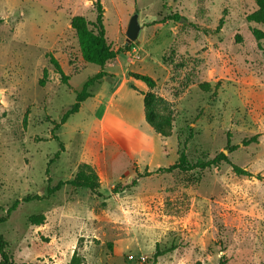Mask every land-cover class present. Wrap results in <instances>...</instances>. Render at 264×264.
<instances>
[{
	"label": "rangeland",
	"instance_id": "obj_1",
	"mask_svg": "<svg viewBox=\"0 0 264 264\" xmlns=\"http://www.w3.org/2000/svg\"><path fill=\"white\" fill-rule=\"evenodd\" d=\"M98 4L108 42L123 50L104 67L84 61L71 27L76 15L94 22ZM255 9L253 0H0V233L16 261L69 264L77 252L83 264H264V38L252 31L264 24L247 21ZM135 13L142 28L126 44ZM100 71L107 76L55 131L64 150L50 162L60 149L54 124ZM134 73L156 81L175 115L170 137L146 121L149 88ZM224 150L251 175L229 163L155 172L182 151L195 163ZM83 164L98 173L97 191L65 185L47 196ZM36 195L45 198L25 201ZM41 213L45 223L32 224Z\"/></svg>",
	"mask_w": 264,
	"mask_h": 264
},
{
	"label": "trees",
	"instance_id": "obj_2",
	"mask_svg": "<svg viewBox=\"0 0 264 264\" xmlns=\"http://www.w3.org/2000/svg\"><path fill=\"white\" fill-rule=\"evenodd\" d=\"M256 4V9L247 15V21L255 22L259 24H264V0H253ZM223 20H221V24ZM220 24V25H221ZM71 27L75 30L78 42L81 50L82 57L87 63H93L100 67L106 66L108 62L115 59L119 53L123 50L114 49L112 45L108 42L106 36V28L103 18V9L101 4H98V15L94 22L89 21L85 16L76 15L71 19ZM253 35L261 40L264 38V31L259 28H253ZM132 45L125 47V49L131 48ZM51 63L54 65L55 71L60 75L61 80L64 84H67L70 77L64 72L58 60L51 55ZM107 76L106 72L100 71L95 76L89 78L84 84L80 91L77 92L76 101L69 108L61 120L54 124L53 135L60 142V149L55 153L54 157L50 162H54L60 158L61 153L64 150V144L60 140L59 136L55 134V131L60 129L68 119L78 113L82 107L83 102H85L89 97L92 96L90 92V87L99 82L103 77ZM132 76L136 80H140L147 85L149 91L144 94V111L146 121L152 128L163 137H170L173 132V122L175 120V115L172 112L165 110L164 99L161 98L156 92V81L154 78L148 74L143 73H134ZM47 77V71L44 72V79ZM44 79L41 83H44ZM201 87L209 91L210 84L202 83ZM217 87V86H216ZM258 136H254L250 140H244V145H249L252 142H257ZM238 148V146L228 145L229 153H232ZM222 163L231 164L234 172L240 175H251V173L241 166L231 162L229 155L224 151L218 153L214 158L209 160H198L195 163H192L185 151H182L179 160L169 167L159 168L155 172H166L171 173L175 170L181 172H188L194 169H206L212 166H219ZM153 172H146V175H149ZM139 177H135L131 182L126 183L121 186L122 189L129 187H134L138 184ZM99 175L98 173L88 164H83L80 166L76 175L69 180H60L56 185L48 188L47 196L52 195L56 191L60 190L65 185H72L75 187L89 188L92 191H97L99 189ZM117 189V188H115ZM119 189V188H118ZM118 191V190H116ZM46 196V197H47ZM43 196H27L25 201H31L34 199H44ZM19 201L17 200L8 212L15 209ZM30 222L34 225H42L46 221V216L41 214H34L30 217ZM6 221V217L0 216V224ZM0 264H36L34 262H22L16 261L12 254L9 251V243L5 237L0 233ZM69 264H83L82 258L78 255L77 252L73 255Z\"/></svg>",
	"mask_w": 264,
	"mask_h": 264
},
{
	"label": "water",
	"instance_id": "obj_3",
	"mask_svg": "<svg viewBox=\"0 0 264 264\" xmlns=\"http://www.w3.org/2000/svg\"><path fill=\"white\" fill-rule=\"evenodd\" d=\"M138 16H139V14L138 13H135L132 16V18L130 19V22H129L128 28H127V32H126V35H127V42H126V44L132 43L139 36V33H140L142 27H141V25L139 23Z\"/></svg>",
	"mask_w": 264,
	"mask_h": 264
},
{
	"label": "built area",
	"instance_id": "obj_4",
	"mask_svg": "<svg viewBox=\"0 0 264 264\" xmlns=\"http://www.w3.org/2000/svg\"><path fill=\"white\" fill-rule=\"evenodd\" d=\"M132 258V257H131ZM143 260H145V257H142Z\"/></svg>",
	"mask_w": 264,
	"mask_h": 264
},
{
	"label": "crops",
	"instance_id": "obj_5",
	"mask_svg": "<svg viewBox=\"0 0 264 264\" xmlns=\"http://www.w3.org/2000/svg\"><path fill=\"white\" fill-rule=\"evenodd\" d=\"M140 81V80H139ZM142 82V81H141Z\"/></svg>",
	"mask_w": 264,
	"mask_h": 264
}]
</instances>
